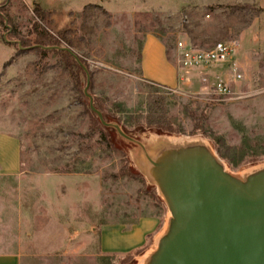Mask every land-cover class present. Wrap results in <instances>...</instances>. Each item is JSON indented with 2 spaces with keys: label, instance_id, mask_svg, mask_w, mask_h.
<instances>
[{
  "label": "rangeland",
  "instance_id": "374dc122",
  "mask_svg": "<svg viewBox=\"0 0 264 264\" xmlns=\"http://www.w3.org/2000/svg\"><path fill=\"white\" fill-rule=\"evenodd\" d=\"M35 3L43 10V20L32 11ZM2 4L0 0V10L11 24L5 17L6 29L0 24V131L18 138L21 172L0 177V248L17 252L20 264H144L154 248L103 252L101 231L128 227L140 214L159 210L167 226L170 213L147 175L143 148L135 141L124 143L112 125L101 123L107 128V145L100 129H90L89 116L62 61L53 52H20L5 41L4 36L11 40L7 30L16 29L32 39L29 31L36 21L70 48L88 70L87 93L106 102L105 121L119 125L150 156L167 147L204 144L240 178L264 167V17L251 26L260 16L259 2L9 0ZM146 35L162 42L172 63L178 40L200 48L237 41L233 57L242 78L232 82L224 64L186 69L192 70L186 76L178 71V78L184 79L175 87L145 79L140 55ZM202 71L215 76L208 73L207 80ZM80 78L85 94L84 70ZM220 79L230 93L213 91ZM151 90L162 99L178 132L153 129L136 134L129 126L130 116L147 113ZM196 125L201 130L194 129Z\"/></svg>",
  "mask_w": 264,
  "mask_h": 264
},
{
  "label": "water",
  "instance_id": "95a60500",
  "mask_svg": "<svg viewBox=\"0 0 264 264\" xmlns=\"http://www.w3.org/2000/svg\"><path fill=\"white\" fill-rule=\"evenodd\" d=\"M60 49L83 68L89 107L102 125L143 148L147 175L169 210L166 229L144 264H264V167L240 178L204 144L167 147L150 156L119 125L105 121L87 93L88 70L70 48Z\"/></svg>",
  "mask_w": 264,
  "mask_h": 264
},
{
  "label": "crops",
  "instance_id": "0c3cea01",
  "mask_svg": "<svg viewBox=\"0 0 264 264\" xmlns=\"http://www.w3.org/2000/svg\"><path fill=\"white\" fill-rule=\"evenodd\" d=\"M259 2L260 16H256L251 26L264 17V0H252ZM239 50V49H238ZM141 77L171 87L182 83L178 78L177 55L175 62H171L166 56L165 46L153 35H146L142 41L140 55ZM192 70H180L183 75ZM227 71V70H226ZM206 73V74H205ZM215 76L211 71L204 72L209 79ZM226 73V72H225ZM228 75V71L227 74ZM20 143L16 136L11 133L0 131V177L17 176L21 172ZM164 213L144 212L137 220L128 227L106 228L101 231L100 244L103 252L108 253H131L145 247L155 248L159 237L164 232L166 222ZM0 264H20V255L5 248H0Z\"/></svg>",
  "mask_w": 264,
  "mask_h": 264
},
{
  "label": "trees",
  "instance_id": "16d2710c",
  "mask_svg": "<svg viewBox=\"0 0 264 264\" xmlns=\"http://www.w3.org/2000/svg\"><path fill=\"white\" fill-rule=\"evenodd\" d=\"M8 1L9 0H3L2 6H5ZM32 11L36 19H44V13L43 10L40 8L39 4L35 3ZM4 17L7 19L8 24H11V19L8 14L4 10H0V24L3 27H5ZM29 34L33 35L32 39L24 38L16 29L7 30V37L11 38V40L5 39V41H7V43L10 45H17L18 47V43H20V52L26 49H33L43 53L53 52L62 61L64 67L67 69L73 80V83L76 87V91L78 92V100L82 104L84 111L89 116L90 129H100L104 142L107 143V145H110L108 141V135L106 133L107 128L101 125V122L98 119L97 115L93 111H91L88 103V98L82 91L80 78V75L83 74L82 67L78 64L76 59L68 51L60 49L63 46L58 41V38H56L54 35H51L48 31L44 29V27L38 25L36 21L32 23ZM154 92L155 90H151V92L148 93L146 100V106L148 110L145 116H142L140 114L130 116L128 119L129 126L131 128H134V132L136 134L147 133L148 131L153 129L163 132H178L179 129L175 127L172 120L170 119L168 112L163 105L162 99L156 96ZM93 103L94 106L102 112L104 118L106 119L108 112L106 102H104V100L101 98H93ZM194 129L201 130V127L196 125ZM130 137L133 138V136ZM119 138L124 143L131 144L130 140L125 139L120 135ZM119 174L121 176L125 175V167L120 169ZM119 174L113 176H119Z\"/></svg>",
  "mask_w": 264,
  "mask_h": 264
},
{
  "label": "built area",
  "instance_id": "2783aa9c",
  "mask_svg": "<svg viewBox=\"0 0 264 264\" xmlns=\"http://www.w3.org/2000/svg\"><path fill=\"white\" fill-rule=\"evenodd\" d=\"M237 41L216 42L209 48H200L184 40H178L175 46L177 52L178 71L191 68H209L215 65H226L232 82L242 78L235 58ZM213 91L218 94H228L231 89L222 79L214 83Z\"/></svg>",
  "mask_w": 264,
  "mask_h": 264
}]
</instances>
